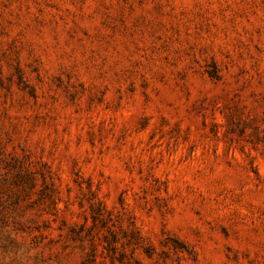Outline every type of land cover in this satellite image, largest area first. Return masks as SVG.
<instances>
[{"label":"rangeland","instance_id":"1","mask_svg":"<svg viewBox=\"0 0 264 264\" xmlns=\"http://www.w3.org/2000/svg\"><path fill=\"white\" fill-rule=\"evenodd\" d=\"M0 264H264V0H0Z\"/></svg>","mask_w":264,"mask_h":264}]
</instances>
